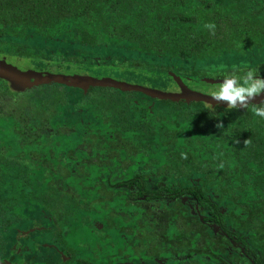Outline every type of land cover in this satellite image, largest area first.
Instances as JSON below:
<instances>
[{
  "label": "trees",
  "instance_id": "1",
  "mask_svg": "<svg viewBox=\"0 0 264 264\" xmlns=\"http://www.w3.org/2000/svg\"><path fill=\"white\" fill-rule=\"evenodd\" d=\"M79 55L165 87L176 76L197 93L221 81L192 70L208 59L264 77V0H0V61L56 74L60 58ZM212 106L0 78V130L19 143H0V256L37 222L57 223L63 241L85 232L78 264H238L227 244L263 264L264 120L252 105Z\"/></svg>",
  "mask_w": 264,
  "mask_h": 264
},
{
  "label": "rangeland",
  "instance_id": "2",
  "mask_svg": "<svg viewBox=\"0 0 264 264\" xmlns=\"http://www.w3.org/2000/svg\"><path fill=\"white\" fill-rule=\"evenodd\" d=\"M40 42L41 40H39L38 38L36 39H30L27 41V45L32 48H38L40 47ZM80 55L84 54V52L79 51L78 52ZM70 56V58H60V65L59 66H52L54 70V72L62 74V75H66V76H73V75H86V77H92L95 79H113L125 84H129V85H138V86H143V87H147V88H155L157 90L160 91H167V92H179L180 90V86H182L183 88L188 87L186 86V83H184V81H180V84L177 81H173V83H169L172 81H168L167 82V89L165 90V86L163 85V82L159 81V80H154V82L157 83H153L148 81L149 78L146 77V79L141 77L143 74H136V73H132V72H126V68H121L119 70V68H116V70L114 71L113 68H111V66H106L104 68H100L99 66H95V65H90V62H85L88 63L89 65H85V63L83 64L84 60H80L81 56ZM111 56L115 57L117 56V59H122L125 60L126 58H128L129 56L127 54L122 55L119 54L118 52H114L111 53ZM133 59V58H131ZM69 61H73L72 63H70ZM231 61L225 57L219 58V59H208L205 61H200L197 62L194 66L193 69H196L197 71H212L215 68L219 67L220 65H224L225 67H228V65H231L230 63ZM115 63V61H114ZM232 64H235V62H233ZM32 68H34L35 70H37L38 72H45V73H49V70H46L44 67L43 69L37 68L36 66H34L33 63H31ZM40 66H45V63H41ZM58 69V70H56ZM131 71V70H130ZM198 87V88H197ZM200 85L196 86V88L202 92L205 93L204 89L205 88H210L209 86H206L204 89H199ZM188 89V88H187ZM82 141V140H81ZM79 141L76 136H73L71 138V142L73 144H78ZM0 143H2L5 146H8L11 150H16L19 146V143L16 139V135H14L12 132H7V128L0 130ZM72 211V208H68V213L70 214ZM84 222V220L82 221ZM23 232V231H22ZM110 232V231H109ZM81 235H85V232H83V230H81L79 232ZM79 233H78V237H74L73 235H67V238L65 239V242L68 244V246H71L75 249L76 251V255L78 257H80L81 259L85 256H81L82 254V250L83 248H78V244L79 243H83L85 242L84 240H86L85 238H82L83 236H81L80 238L83 240L81 241L79 238ZM50 236L46 235V234H40V235H36L34 238L36 239V241L31 242L28 241V243H26L27 248H28V256L27 258L29 260H31L33 258V256L31 255H37V256H41L43 255L42 253H44L45 251L43 250V247H47L48 250H50L51 248L53 249L52 244L48 241ZM33 238V237H32ZM21 244V243H20ZM22 246V245H21ZM18 246V250H21V252L24 251V247ZM14 251V249H13ZM39 258V257H38ZM42 262L46 263L45 261H49V255H43V259H40ZM36 262V261H35ZM40 262V261H37ZM53 262V261H52Z\"/></svg>",
  "mask_w": 264,
  "mask_h": 264
},
{
  "label": "water",
  "instance_id": "3",
  "mask_svg": "<svg viewBox=\"0 0 264 264\" xmlns=\"http://www.w3.org/2000/svg\"><path fill=\"white\" fill-rule=\"evenodd\" d=\"M173 81H180L176 76H172ZM0 78L10 82L14 89H30L32 87L47 85L51 83L64 84L70 87L86 89L88 87L99 88H113L122 92H140L151 98L159 100L170 101H197V102H210L215 104L217 102L212 101L210 97H207L204 93H197L190 91L187 88L180 86L181 93L163 92L160 90H154L138 85H129L122 82H118L112 79H95L92 77H80V76H66L52 73L38 72L33 69L31 63L27 61H19L13 57H7L0 61ZM205 85H215L218 82H212L208 79L203 80ZM261 100V97L255 98L251 103H257ZM222 105H226V102H221Z\"/></svg>",
  "mask_w": 264,
  "mask_h": 264
},
{
  "label": "clouds",
  "instance_id": "4",
  "mask_svg": "<svg viewBox=\"0 0 264 264\" xmlns=\"http://www.w3.org/2000/svg\"><path fill=\"white\" fill-rule=\"evenodd\" d=\"M204 27L209 32L214 33L215 25L208 23ZM209 75L216 76L222 82L216 83L211 88H205L206 96L212 101L217 102V107L221 102H226V109L247 108L252 105V112L256 117L264 120V99L259 104H252L255 98L264 94V77H261L257 68L248 66L233 65L230 70H226L224 65L215 68ZM206 105L211 106V110L216 111L210 102ZM210 114V111H208ZM211 117H214L210 114ZM217 128L223 125L218 123Z\"/></svg>",
  "mask_w": 264,
  "mask_h": 264
},
{
  "label": "flooded vegetation",
  "instance_id": "5",
  "mask_svg": "<svg viewBox=\"0 0 264 264\" xmlns=\"http://www.w3.org/2000/svg\"><path fill=\"white\" fill-rule=\"evenodd\" d=\"M25 229L26 230H18L19 237H16V240L13 241V243H10L11 252L0 256V264H78L77 262L80 259L77 257L75 249L71 246H68V244L61 239L60 237L61 230L58 227L57 223H54V225L45 224V225L37 226V222H36L35 225L32 224L31 227L25 228ZM40 234L49 235L50 237L48 238L49 239L48 241L53 246V249L51 248L50 250H48L47 247H43V250L45 252L42 254L49 255V261H45L46 263L40 260V259H43V255L41 256H37L36 254L31 255L33 256L31 260L27 258L28 248L26 246L27 245L26 243H28V241L30 240L31 242L36 241L34 237ZM18 246L24 247V252H21V250H18L19 249ZM79 246H80V243L78 244V247ZM13 249L15 253H12ZM233 249L234 248H232L230 244H227L225 246L224 252H226L227 256L228 255L231 256L230 251L234 252L235 253L233 255L234 260L238 261L239 262L238 264H246V259L248 258V256L246 255L244 256L243 254L240 255L239 251H236ZM77 258H78V261L75 263ZM259 258H260V255L258 256V260ZM223 259L227 263H230V262L231 264L235 263L234 261H230L229 259H226V257L224 256H223ZM37 261H40V262H37ZM249 263H252V262L249 261ZM263 264H264V259H263Z\"/></svg>",
  "mask_w": 264,
  "mask_h": 264
}]
</instances>
